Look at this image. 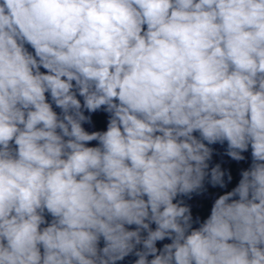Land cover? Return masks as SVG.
Masks as SVG:
<instances>
[{"label":"clouds","instance_id":"9594fccd","mask_svg":"<svg viewBox=\"0 0 264 264\" xmlns=\"http://www.w3.org/2000/svg\"><path fill=\"white\" fill-rule=\"evenodd\" d=\"M0 264H264V0H0Z\"/></svg>","mask_w":264,"mask_h":264}]
</instances>
